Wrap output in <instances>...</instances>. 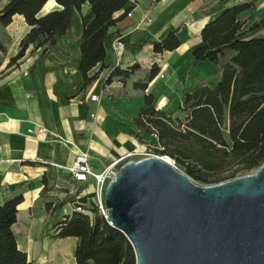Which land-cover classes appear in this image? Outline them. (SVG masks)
I'll return each mask as SVG.
<instances>
[{
	"label": "crops",
	"instance_id": "crops-1",
	"mask_svg": "<svg viewBox=\"0 0 264 264\" xmlns=\"http://www.w3.org/2000/svg\"><path fill=\"white\" fill-rule=\"evenodd\" d=\"M9 1L0 0V9ZM240 3L249 4L238 15L246 25L245 37H264V0H129L130 14L110 28L104 64L91 70L97 78L85 88L79 70L80 38L84 22L94 18L89 2L55 45L45 51L32 46L12 65L30 26L20 14L9 25H0L5 47L0 49V203L22 197L13 229L30 261L76 264L78 238L56 234L77 206L93 202L95 186L93 180L75 181L67 167L80 151L90 155L95 171H101L129 152L154 145L162 149L158 135L135 122L146 108V96L153 95L156 110L185 123L189 111L181 107L186 94L202 85L215 88L221 77L212 62L197 61L193 55L203 45L202 30ZM59 8L56 0H49L40 15ZM254 24L258 26L252 29ZM172 31L180 45L156 52L154 42ZM118 38L125 45L115 50ZM135 64L139 68L129 77L107 81L116 67ZM154 65L160 67L159 74L145 90L137 88Z\"/></svg>",
	"mask_w": 264,
	"mask_h": 264
},
{
	"label": "trees",
	"instance_id": "trees-1",
	"mask_svg": "<svg viewBox=\"0 0 264 264\" xmlns=\"http://www.w3.org/2000/svg\"><path fill=\"white\" fill-rule=\"evenodd\" d=\"M48 1L10 0L0 9L1 26L9 25L16 14L23 15L30 26L9 65L16 63L32 46L34 50L45 51L55 45L70 29L82 5L89 2L94 18L84 22L80 38L79 70L85 88L97 78V73L90 75L91 70L104 64L105 40L110 28L130 12L129 0H56L61 8L40 15ZM248 7V3L228 7L203 28V45L194 49L193 55L197 61L212 62L221 77L215 88L202 85L186 94L181 107L189 111L185 123L156 110L151 94L146 96V108L135 119L144 131L158 135L163 148L152 146L154 153L170 156L186 168L192 179L207 184L243 176L264 163V37H245L246 25L238 15ZM179 45L177 33L172 31L162 41L154 42V50H174ZM0 49L5 51L1 41ZM138 68V64L129 69L116 67L107 81L116 76L125 79ZM159 72L160 67L154 65L146 80L135 86L145 90ZM230 165L235 168L229 175H211ZM239 171L244 173L237 175ZM21 201L22 197H16L0 203V264H34L19 248L13 229ZM56 236L78 238L76 264L137 263L134 247L123 231L105 219L97 223L80 210L66 216Z\"/></svg>",
	"mask_w": 264,
	"mask_h": 264
},
{
	"label": "water",
	"instance_id": "water-1",
	"mask_svg": "<svg viewBox=\"0 0 264 264\" xmlns=\"http://www.w3.org/2000/svg\"><path fill=\"white\" fill-rule=\"evenodd\" d=\"M104 200L136 264H264V163L199 185L162 157L129 159Z\"/></svg>",
	"mask_w": 264,
	"mask_h": 264
},
{
	"label": "built area",
	"instance_id": "built-area-1",
	"mask_svg": "<svg viewBox=\"0 0 264 264\" xmlns=\"http://www.w3.org/2000/svg\"><path fill=\"white\" fill-rule=\"evenodd\" d=\"M130 14V13H129ZM125 45L124 41L121 38H118L114 45L115 50H119L123 48ZM92 100H97V95H91L90 97ZM42 129H40L41 131ZM148 156H157L167 158V161L173 163V160L168 155H158L154 153L152 150V147H148L145 150L142 151H133L129 152L123 157L115 160L113 163L107 165L103 170L101 171H95L90 163L91 157L90 155L85 151H80L76 154L74 162L67 167L68 171L71 173L73 179L77 182H91L94 181V196H93V202L95 203L97 209L103 216L105 220H107L110 223L109 220V212L108 208L105 205V190L107 187L108 181L119 171L120 165H122L125 161L129 159H140ZM166 160V159H165ZM174 164V163H173ZM80 210L81 207H78Z\"/></svg>",
	"mask_w": 264,
	"mask_h": 264
},
{
	"label": "rangeland",
	"instance_id": "rangeland-1",
	"mask_svg": "<svg viewBox=\"0 0 264 264\" xmlns=\"http://www.w3.org/2000/svg\"><path fill=\"white\" fill-rule=\"evenodd\" d=\"M1 53V52H0ZM4 53V52H3ZM0 58H1V54H0ZM162 156H164V155H162ZM173 160V159H172ZM173 163H174V165L180 170V171H182V172H184V173H186L187 174V170H186V168L185 167H183V166H180V165H178L174 160H173ZM121 166V165H120ZM120 168V167H119ZM235 168V166H227V167H225V168H223V169H219V170H217V171H214L211 175H213V177H224V176H227V175H229V173L233 170ZM256 169H254V170H251V171H248V172H246V174L245 175H247V174H250V173H253L254 171H255ZM242 173H244V171H239L238 172V174L237 175H241ZM238 177H240V176H238ZM194 180V182H196L197 184H199V185H210V184H207V183H205V182H203V181H201V180H197V179H193ZM229 180V179H228ZM226 181V180H225ZM109 182V181H108ZM218 183V182H217ZM108 184V183H107ZM212 184H215V183H212ZM97 207H96V205H95V203L94 202H90L89 204H88V207H82L81 209H80V211H82V212H85V213H88V212H86V211H88V210H90V212L88 213L89 215H90V217H91V219L93 220V221H95V222H97V223H101L102 221H103V216L101 215V213L99 212V210L97 209L96 211H95V209H96Z\"/></svg>",
	"mask_w": 264,
	"mask_h": 264
},
{
	"label": "bare ground",
	"instance_id": "bare-ground-1",
	"mask_svg": "<svg viewBox=\"0 0 264 264\" xmlns=\"http://www.w3.org/2000/svg\"><path fill=\"white\" fill-rule=\"evenodd\" d=\"M164 159H166V160H167V158H164Z\"/></svg>",
	"mask_w": 264,
	"mask_h": 264
}]
</instances>
